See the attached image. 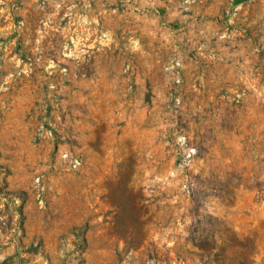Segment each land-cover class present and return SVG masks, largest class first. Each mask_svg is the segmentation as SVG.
<instances>
[{
    "label": "rangeland",
    "instance_id": "obj_1",
    "mask_svg": "<svg viewBox=\"0 0 264 264\" xmlns=\"http://www.w3.org/2000/svg\"><path fill=\"white\" fill-rule=\"evenodd\" d=\"M0 264H264V0H0Z\"/></svg>",
    "mask_w": 264,
    "mask_h": 264
}]
</instances>
